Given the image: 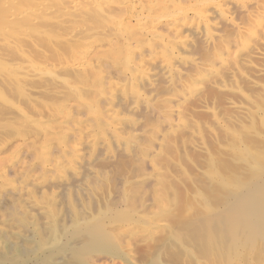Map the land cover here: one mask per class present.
<instances>
[{
    "label": "rangeland",
    "instance_id": "obj_1",
    "mask_svg": "<svg viewBox=\"0 0 264 264\" xmlns=\"http://www.w3.org/2000/svg\"><path fill=\"white\" fill-rule=\"evenodd\" d=\"M129 1L0 0V254L22 262L18 254L24 250L31 254L24 264H67L72 250L88 242L83 229L91 227L111 238L110 251H95L92 262L264 264L262 240L241 249L221 241L217 230L210 234L206 223L213 216L198 194L216 184L214 174H229L235 166L249 175L240 149H264V0H256L251 16L238 14L229 0H180L175 14L140 0L143 21ZM217 4L231 11L240 30L225 25ZM214 24L218 30L207 47L211 31L205 26ZM88 33L98 34L90 39ZM227 41L236 45L229 50ZM85 48L90 55L76 69ZM165 55L181 72L174 76L183 101L179 125L163 135L145 168L150 189L139 179L143 168L128 134L149 145L134 121L156 124L142 100L164 96ZM96 73L104 79L103 95ZM70 105L61 124L58 110ZM94 109L102 112L101 122ZM213 169L218 173L212 175ZM119 180L125 181L128 203H108ZM139 199L147 203H133ZM61 244L64 252H51Z\"/></svg>",
    "mask_w": 264,
    "mask_h": 264
},
{
    "label": "bare ground",
    "instance_id": "obj_2",
    "mask_svg": "<svg viewBox=\"0 0 264 264\" xmlns=\"http://www.w3.org/2000/svg\"><path fill=\"white\" fill-rule=\"evenodd\" d=\"M74 1L76 3H79V0H78V2L76 0H73V2ZM137 1L138 0L129 1L128 4L130 6L134 7V9L132 10V13H135L136 15L138 14V16H136V17H138L137 19H139V17L141 16L140 14L143 15L144 9L143 10L137 9V6L140 7L141 4L143 5V1H142V3H140V0H139L138 1L139 5H138ZM198 1L200 2L199 5L201 4V2H203L202 0H198ZM124 2L127 4L128 1L127 2L124 1ZM144 2H146V4L149 6H153V10H157L158 8H160V6L162 7V5H164V6L166 5V6H168L169 10L174 12V14L181 11V9L178 11L174 10V8L180 7V6H178L180 0H146ZM81 3L79 4L80 6L78 5L79 7L82 6ZM229 3L236 8L235 9L236 12L238 14H241V16L242 15L243 16L244 15L245 16L246 15L251 16L253 8H256V6L259 5V2L256 0H248V1H245V0H229ZM124 4H123V6H124ZM144 6H145V4H144ZM126 7L129 9L128 6H126ZM140 8H142V6ZM214 8L216 10H218L221 15L224 16L225 21H226L225 25L227 24V27H230L235 32L240 30V25L238 23L234 22L233 19H231L232 13L230 10H225L222 8V6H220L218 4L215 5ZM131 9H130V11H131ZM114 11H117V10H114ZM171 11H170V13H171ZM76 13H77V11H76ZM155 13H156V11H155ZM168 14H169V12H168ZM179 14H182V12H180ZM99 15H101V14H99ZM108 15H111V14H108ZM197 15H199V12H197ZM152 16L153 15L149 16V18ZM172 16H173V14H172ZM136 17H135V19H136ZM156 17L158 18V16H156ZM142 18H141V20H142ZM162 18H164V17H162ZM151 19H154V18H151ZM158 19L162 20L161 17ZM148 20H147V22H148ZM137 21H139V20H137ZM155 21H156V18H155ZM119 22H121V21H119ZM120 24L121 23H119V25ZM137 24H139V23L137 22L136 25ZM119 25L118 26L116 25V26L120 30L121 26H119ZM139 26H141V25L139 24ZM159 26H160V24H159ZM129 27H130V25H129ZM137 28H138V25H137ZM205 29H206V32H210V31L211 32L209 34V37L204 41L205 42L204 44L207 47H211L213 45V36H214L213 31L218 30V28H217V25L215 26V24H214L211 26L206 25ZM119 30H117V31H119ZM122 30H120V31H122ZM129 30L127 29L128 33H129ZM139 30H140V27H139L138 31ZM144 31L146 32V29ZM198 31H200V30H198ZM147 32H149L151 34H157L156 32H151L149 30ZM202 32H203V30H202ZM96 34H98V33H88L87 36L91 39L92 37H95ZM120 34H121V32H120ZM130 34L132 35V33H130ZM126 35H127V33H126ZM135 40H137V38ZM123 41H125V40L123 39ZM227 42L229 43V41H227ZM90 45L88 44L87 46H90ZM234 45H236V42L231 41L228 44L227 48L234 47ZM230 48H229V50H230ZM84 50H85V52L83 51L84 52V53L82 52L83 54H85L87 52L86 48ZM96 50H97V48H96ZM94 51L95 50L93 49V52ZM87 55H90V54H88V52H87V54L81 55V57H79V59L77 61V66L79 63H80V65H81V63L84 64V62L88 58ZM89 60L90 59H88V61ZM183 61H184L183 62L184 64H186L188 66L195 67L199 70L207 69V66H204L202 63H200L196 59L195 60L183 59ZM180 62H182V61H180ZM74 65L76 66V62ZM74 65L71 64L70 67L71 66L74 67ZM31 66L32 65H30V67ZM77 66L74 68L79 69V70L82 68V67L80 68L79 66L77 68ZM68 67H69V65H67V68L66 67L65 68L69 69ZM25 68H27V67H25ZM25 68L21 69L24 73H26L24 71ZM28 68H29V66H28ZM84 68L85 67H83V69ZM27 69H25V70H27ZM29 69H32V68H29ZM38 69H40V68H37L36 70L35 69L34 70L38 71ZM161 69L166 75L165 76V82L167 85H166V92H165L164 96L160 99L156 98V97H151V98L146 97L142 100L144 103V109H145L144 111H146L148 113L150 121L155 122L156 124L153 123V125H152V123H151L147 126H143L139 123H135V121H134V125H135L134 127H136V129H138V132L141 133V136L142 137L143 136H145V137L149 136L150 137L149 145L147 146V148H145L144 144H142L138 141V137H137L138 135L133 134V133L128 134V140H131L134 142L133 147L137 151L138 158H140V162H141V168H143V170H141L139 172V179L144 183L143 184L144 188L146 187V188H150V189L154 188V186H153V182L151 180V176L147 177L146 172H145V168L150 166L149 158L150 157L153 158L155 156V153H157V150L161 147V144H162L161 142H162L163 137H164L163 135L166 132L175 129V127H177L179 125V120H180V104L179 103L182 100L181 95L176 90L177 83H176V77L174 76V73L181 75V72L176 70L177 68L174 67L173 62H172V60H170L169 56L165 55V57L163 58L162 63H161ZM72 70H74V69H72ZM22 71H20V72H22ZM30 72H29V74H30ZM84 72H85V69H84ZM29 74L28 75L24 74V76H28V77L31 76V78H32V76L34 77V74L33 75H29ZM31 74H32V72H31ZM77 74H78V72H77ZM94 79H95V83L97 86L96 88L103 95V93H104L103 89L105 88L103 85L104 79L101 77L100 74H97V73L94 76ZM80 92L82 93L81 90H80ZM80 92L76 91V94L79 95ZM136 95H139V94H136ZM138 98H140V96ZM87 104H88V102H87ZM70 107H71V105L69 106V108L67 106H63L62 108H60L58 110V115L62 119L61 124H63L65 122V120H67L70 117V115H71ZM237 108L240 111H243V112L246 111L247 112V110H245L241 107L240 108L237 107ZM93 111H94L93 115L95 117V120L97 122H101L102 121V116H101L102 112H100L99 109H94ZM262 123H264V122H262ZM262 125H264V124H262ZM50 133H53V132H50ZM116 135H117V133H116ZM118 136H120V135H118ZM120 139H122V138H120ZM44 148L47 149V145ZM47 150H45V151H47ZM240 155H241V158L243 159V161L246 163V168L248 167V169H247L249 171L248 176H244V174L240 173V171L235 170L236 166L233 167L234 169H232L231 165H233V164L228 165V167L225 165V169H228L229 171H230V169H232V171L234 170L233 172L230 171L229 174L224 173V172L218 173L215 169H213L211 171L212 175L214 172L218 173V174H214V176H213L214 179L216 180V184L215 185L213 184L212 186L210 185L209 187H207V191H206L207 194L206 195H204L202 193L201 194L198 193V194H199V196L202 197L200 199L203 201V203H206L208 205L209 213H210V215L213 216L211 222L206 223V226H209V227L212 226L210 234L213 235L215 230H217L220 238L222 239L221 241H225L226 239L227 240L230 239V241H232L234 243L233 245H235L238 248H240L239 246H241V249H242L241 244H243V243H249V244L252 243L253 244V242H255L257 240H260V241L262 240L264 242V149L251 150L250 148H247V149L243 148V149H240V154L238 156L240 157ZM229 166H231V167H229ZM228 170H226V172H228ZM91 172H92V174H95V171L92 170ZM2 173L4 174V176H6L8 174L5 171H2ZM124 184H125L124 180L118 181L113 195L109 197L108 203H128L127 202L128 196L125 193ZM205 190L206 189H204V191ZM153 201H154V199H153ZM158 201L160 202V199ZM133 203H147V200L143 199L140 201V199H139V200H137V202L135 201ZM187 203H189V202L187 201ZM204 228H208V227H204ZM61 230H63V229H61ZM59 231H60V229H59ZM80 231H81V229H80ZM83 231L86 232L90 236V237H88L89 240H88V242H86L85 246L82 249L72 250V253L70 255L73 256L72 257L73 259H69V261L67 260L68 261L67 264H102L103 262L101 260H93V262H92V260L89 257L95 251H99V252H102V251L103 252L104 251L109 252L110 251V246H111V238L109 237L110 235H108V233H106V232H101V231L98 232L97 230L95 231L91 227L84 228ZM61 233L62 232L60 231V234ZM52 242H54V241H52ZM68 248H69V246H68ZM248 248H250V247H248ZM42 249H43V247H42ZM46 249H48V248H46ZM236 249H234V250L236 251ZM64 250H66V249L63 248V246L61 244L60 247L58 246V248H55V250H52L51 252H55V254H56L59 252H64ZM33 252L36 255H39L38 254L39 249H36V250L34 249ZM43 254H46V253H43ZM18 255H19L22 262L18 261V258L15 255L12 256V254H9V253L5 254V255L0 254V264H10V263L11 264H24L23 259H29L28 257L31 256L30 252H27L24 250H20ZM75 257L77 258V260L80 261V263L74 261ZM48 260H49V264H60V263L55 262V261L50 262L51 259H48ZM153 261L151 264H157L158 263V262L156 263V260H155V262H153ZM46 264H48V262Z\"/></svg>",
    "mask_w": 264,
    "mask_h": 264
}]
</instances>
